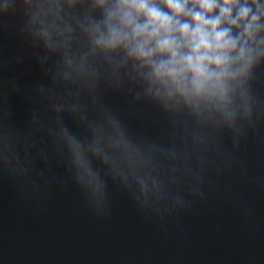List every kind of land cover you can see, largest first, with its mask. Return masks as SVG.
<instances>
[{"label":"water","instance_id":"95a60500","mask_svg":"<svg viewBox=\"0 0 264 264\" xmlns=\"http://www.w3.org/2000/svg\"><path fill=\"white\" fill-rule=\"evenodd\" d=\"M14 3L0 13V132L13 130L40 191L22 193L0 162V264H264V116L234 135L173 117L103 70L91 90L66 85L56 75L58 57L28 31L22 0ZM251 89L264 109V67ZM72 103L81 110L73 113ZM101 111L141 146L174 149L192 168L206 161L204 198L157 218L97 163L107 207L96 214L72 180L56 133L64 125L87 139L88 122Z\"/></svg>","mask_w":264,"mask_h":264},{"label":"clouds","instance_id":"9594fccd","mask_svg":"<svg viewBox=\"0 0 264 264\" xmlns=\"http://www.w3.org/2000/svg\"><path fill=\"white\" fill-rule=\"evenodd\" d=\"M14 7V0H0V13ZM22 7L32 38L58 57L56 75L66 85L91 90L103 70L173 117L234 135L264 116L251 89L264 67V0H22ZM69 107L81 110L79 103ZM87 127V139L64 125L56 135L72 180L96 214L107 207L97 163L157 218L204 198L206 161L192 168L174 149L141 146L106 111ZM13 137V130L0 132V162L22 193L39 192Z\"/></svg>","mask_w":264,"mask_h":264}]
</instances>
